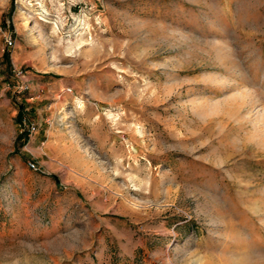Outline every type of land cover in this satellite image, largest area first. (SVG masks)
<instances>
[{
	"label": "rangeland",
	"instance_id": "obj_1",
	"mask_svg": "<svg viewBox=\"0 0 264 264\" xmlns=\"http://www.w3.org/2000/svg\"><path fill=\"white\" fill-rule=\"evenodd\" d=\"M0 264H264V0H0Z\"/></svg>",
	"mask_w": 264,
	"mask_h": 264
},
{
	"label": "built area",
	"instance_id": "obj_2",
	"mask_svg": "<svg viewBox=\"0 0 264 264\" xmlns=\"http://www.w3.org/2000/svg\"><path fill=\"white\" fill-rule=\"evenodd\" d=\"M12 44H13V40H12L11 36L5 37V47L9 48ZM13 72H14L15 76L18 78H23V76H24V73L21 70H19L18 68L13 67ZM25 88H27L26 85L20 86V89H25ZM34 129H35L34 125H31V130H34ZM28 167L31 170H34V171L37 170L36 165L32 162H28Z\"/></svg>",
	"mask_w": 264,
	"mask_h": 264
},
{
	"label": "bare ground",
	"instance_id": "obj_3",
	"mask_svg": "<svg viewBox=\"0 0 264 264\" xmlns=\"http://www.w3.org/2000/svg\"><path fill=\"white\" fill-rule=\"evenodd\" d=\"M39 15V14H38Z\"/></svg>",
	"mask_w": 264,
	"mask_h": 264
}]
</instances>
